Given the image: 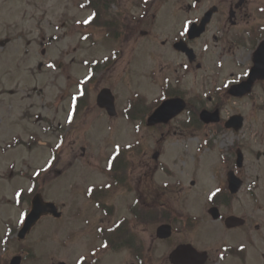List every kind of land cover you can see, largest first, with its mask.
Returning <instances> with one entry per match:
<instances>
[{
	"label": "rangeland",
	"instance_id": "374dc122",
	"mask_svg": "<svg viewBox=\"0 0 264 264\" xmlns=\"http://www.w3.org/2000/svg\"><path fill=\"white\" fill-rule=\"evenodd\" d=\"M84 1L0 0V253L6 233L2 221L17 220L22 209L12 204L14 191L23 189L27 194L30 185L26 177L18 175L19 170L53 168L42 190L63 212L59 219L44 217L21 243L26 249L23 264H128L133 259L131 250L110 249L103 244L100 230L129 216L126 205L135 198L141 199L142 194L154 201L157 195L180 192L183 184L191 186L189 173L193 170L198 169L202 178L210 179V168L223 154L219 142H213L215 148L206 149L204 144L200 146L199 136L170 134L164 138L156 129L124 117L123 111L134 94L139 93L147 102L138 105L143 112L153 108L161 97V87L153 86L151 78L154 57L165 55L175 66L181 57L155 43L154 10L148 17L145 12L140 13L139 7L136 9L139 0L106 1V8L102 9L98 23L110 25L111 6L116 20L110 29L116 35L122 34L121 40L108 38L105 28L86 24L91 10ZM169 3L174 9L169 7L170 13L162 11L164 23L158 25L169 28L171 37L184 19L200 11H186L177 0ZM120 12L131 17L123 16L121 20ZM134 15L147 18L139 26ZM126 20L128 35L123 34ZM115 50L118 56L107 60ZM86 62H98L100 66L113 63L93 76L97 82L92 81L87 87L84 83L83 88L90 94L89 103L78 120L70 123L72 96L77 93V83L88 75ZM195 75V71L190 74L186 86L195 85ZM103 86L113 88L118 97L117 118L110 119L97 108L96 95ZM242 109L238 105V110ZM226 110L234 111L236 107L230 104ZM223 139L220 137L219 141ZM226 140L231 141V136L226 135ZM117 146L128 154L124 161H129L132 168L127 184L113 189L108 158ZM156 151L161 152L158 161L153 158ZM92 190L100 200L112 205L108 213L98 208L90 195ZM2 200L8 203L3 204ZM110 212L114 213L108 216ZM157 220L149 222L145 234H141L145 228L141 223L133 224L139 232L130 230L136 242L139 236L142 241L144 235L152 245L153 254L149 257L154 264H164L162 260L184 241L185 235L182 221L176 220L173 237L159 241ZM16 242L10 241L9 255L18 250Z\"/></svg>",
	"mask_w": 264,
	"mask_h": 264
},
{
	"label": "flooded vegetation",
	"instance_id": "af4514ba",
	"mask_svg": "<svg viewBox=\"0 0 264 264\" xmlns=\"http://www.w3.org/2000/svg\"><path fill=\"white\" fill-rule=\"evenodd\" d=\"M89 2L93 7L100 4L99 0ZM177 2L186 11L200 12L184 19L171 37L168 36L169 28L158 25L164 23L162 11L170 13L169 7L174 9L169 0H139L136 7H139L140 13L145 11L144 15L147 17L151 9L154 10L152 26L155 43H160L168 52L181 57L180 63L175 66L165 55L157 56L154 53L156 56L151 78L153 86L155 84L161 87L162 94L151 112L163 100L175 97L183 98L186 109L170 122L151 128L156 129L164 138L170 134L187 138L199 136L200 146L204 144L206 149L215 148L216 144L213 142L220 143L223 154L219 156V162L210 168V179L205 176L202 178L203 173L198 169L193 170L189 173L191 186L183 184L180 192L157 195L154 201L142 194L139 204L138 198L129 202L126 205L129 216L124 215L120 222L124 223V233L133 236L111 242L109 247L112 249L124 246L131 250L133 259L128 264H154L149 257L153 254L152 245L149 246L144 235L142 241L140 236L135 241L134 232L139 231L135 230L137 226L133 224H144L141 234H145L150 228L149 222L154 218L158 219L156 237L164 242L173 237L176 220H181L184 241L171 249L168 257L162 260L164 264H173L170 255L182 244L192 246L198 253L206 252L205 264H264V79H256L252 89L242 92L243 94L238 93L241 88H245L241 86L249 80L253 68L264 62V0ZM212 7L216 10L205 32L190 39L188 33L191 25L200 22ZM124 16L131 17L127 13ZM134 16L139 26L147 18ZM171 23H174L173 19ZM141 33L145 35L147 31ZM125 34H130V31ZM180 41L194 49L193 58L177 50L176 44ZM194 71L197 78L195 85L190 88L185 83ZM237 86H240L239 90ZM230 104L236 110H226ZM240 104L243 108L241 111L238 110ZM97 108L105 116L108 115L105 109L99 106ZM144 115L140 110V121L148 117ZM226 135L231 136V141L226 140ZM220 137L225 139L220 142ZM127 165L125 169L132 168L131 164ZM42 179L44 182L45 174ZM40 184L41 182L38 183L39 188ZM217 188L220 191L213 196ZM168 190L173 191L170 188ZM31 201V196L26 197L27 210ZM98 207L103 209L105 206ZM231 218L236 219L230 220ZM2 224L9 228V237H12L16 230L13 225L3 221ZM115 224L116 222H110L106 228H113ZM163 226H168L172 232L168 238L158 236V231ZM6 233L1 241L3 252L0 253V264H10L15 253H26L24 244H18V250L9 255L11 240ZM7 256L10 257L6 259Z\"/></svg>",
	"mask_w": 264,
	"mask_h": 264
},
{
	"label": "water",
	"instance_id": "95a60500",
	"mask_svg": "<svg viewBox=\"0 0 264 264\" xmlns=\"http://www.w3.org/2000/svg\"><path fill=\"white\" fill-rule=\"evenodd\" d=\"M213 10V9H212ZM212 12H210L206 18L203 19L202 23L200 25H194L192 27V35L191 36H197L200 35L202 31H204L206 24L208 23L210 16ZM198 27V28H196ZM264 78V62H260L257 69H255L251 74V79L247 83V85L250 87L252 84V81L255 80V78ZM247 89L243 88L238 92L239 94H243L242 92H246ZM103 97V92L99 95V100L101 101ZM185 107L184 102L181 99H175L170 100L166 102L163 107L158 110L155 114H153L149 118V122H159V121H167L169 118H171L173 115L179 113L183 108ZM166 110V111H164ZM170 111V112H169ZM169 112V114H168ZM162 114V116H161ZM168 114V115H167ZM46 213H53L55 216L60 217L61 213H58L56 206L53 203H46L42 202L41 200H36V205L34 208V211L27 219L24 228L20 232V239H23L26 237L27 233L30 232L32 227L36 224V222L40 219V217L43 214ZM159 235L161 237H167L170 235V228L169 227H161L159 229ZM171 259L175 264H204L206 261V254L204 253L203 256H199L197 254H191L189 253V249L187 246L181 245L177 250L174 251V253L171 255ZM21 263V257L16 256L12 264H20ZM65 264V263H60Z\"/></svg>",
	"mask_w": 264,
	"mask_h": 264
},
{
	"label": "trees",
	"instance_id": "16d2710c",
	"mask_svg": "<svg viewBox=\"0 0 264 264\" xmlns=\"http://www.w3.org/2000/svg\"><path fill=\"white\" fill-rule=\"evenodd\" d=\"M97 26H98V25H97ZM109 26H111V25H109ZM98 27H102V28H105V29L109 28V27L107 26V24H105V25H103V26H98ZM118 153H119V152H118ZM122 158H123V157H121V158H120L121 160H120V161L118 160V161L121 162V161H122ZM113 163H114V165H115V166L113 165L115 171L121 169V167H120L118 164H116L115 161H113ZM113 166H112V170H113ZM122 168H123V167H122ZM114 170H113V171H114ZM116 178H117V177H116Z\"/></svg>",
	"mask_w": 264,
	"mask_h": 264
},
{
	"label": "snow or ice",
	"instance_id": "6c2138e0",
	"mask_svg": "<svg viewBox=\"0 0 264 264\" xmlns=\"http://www.w3.org/2000/svg\"><path fill=\"white\" fill-rule=\"evenodd\" d=\"M220 191L219 188L216 189V192H214L212 195L214 196L216 193H218ZM211 198V197H210Z\"/></svg>",
	"mask_w": 264,
	"mask_h": 264
}]
</instances>
